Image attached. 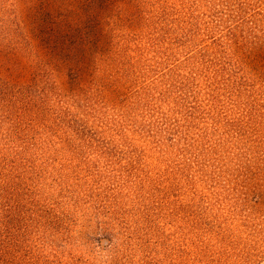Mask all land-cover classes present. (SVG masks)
<instances>
[{"label":"rangeland","instance_id":"rangeland-1","mask_svg":"<svg viewBox=\"0 0 264 264\" xmlns=\"http://www.w3.org/2000/svg\"><path fill=\"white\" fill-rule=\"evenodd\" d=\"M0 264H264V0H0Z\"/></svg>","mask_w":264,"mask_h":264}]
</instances>
